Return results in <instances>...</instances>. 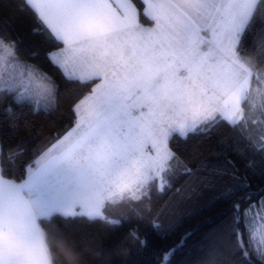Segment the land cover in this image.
I'll list each match as a JSON object with an SVG mask.
<instances>
[{"label":"snow or ice","instance_id":"snow-or-ice-1","mask_svg":"<svg viewBox=\"0 0 264 264\" xmlns=\"http://www.w3.org/2000/svg\"><path fill=\"white\" fill-rule=\"evenodd\" d=\"M22 6L62 44L48 53L50 63L70 81H100L74 106L75 126L22 183L0 177V264H50L36 201L30 198L38 177L64 166L73 187L53 210L108 226L119 221L109 218L107 206L147 198L177 169L195 179L203 165L193 169L179 161L170 141L220 120L246 122L253 78L258 85L264 79L242 54V40L264 0H146L145 14L153 22L148 28L132 0H22ZM14 47L0 41L7 53L0 57V92L13 94L17 104L35 100L48 111L55 100L52 85L32 66L14 60ZM247 186L243 181L239 187ZM259 203L264 210V198ZM233 207L239 223L241 205ZM254 208L244 210L245 219ZM152 227L160 225L153 220ZM130 235L139 240L136 230ZM174 250L164 254L165 264Z\"/></svg>","mask_w":264,"mask_h":264},{"label":"trees","instance_id":"trees-1","mask_svg":"<svg viewBox=\"0 0 264 264\" xmlns=\"http://www.w3.org/2000/svg\"><path fill=\"white\" fill-rule=\"evenodd\" d=\"M132 3L139 18L147 21L144 2ZM0 39L14 44L16 58L46 75L54 87L55 100L48 111L34 101L17 104L13 94L0 92V175L18 182L74 126V106L99 80L70 81L50 63L48 53L62 44L50 38L22 0H0ZM242 44V54L251 60L254 71L264 72V6L255 13ZM262 144L264 130L255 134L244 122L233 125L226 120L187 138L174 136L169 146L179 161L193 169L203 165L195 179L177 169L163 190L153 186L147 198L131 201L130 206L123 202L107 206V215L119 221L112 226L86 217L65 218L58 212L38 222L50 233L59 229L57 236L71 234L90 243L94 254L85 257L87 264H165L164 254L172 249L167 264H264L253 240L250 216H243L249 205L257 206L264 198ZM243 181L247 187H239ZM236 203L241 205L239 223ZM153 220L159 229L152 227ZM132 230L139 240L130 235Z\"/></svg>","mask_w":264,"mask_h":264},{"label":"rangeland","instance_id":"rangeland-1","mask_svg":"<svg viewBox=\"0 0 264 264\" xmlns=\"http://www.w3.org/2000/svg\"><path fill=\"white\" fill-rule=\"evenodd\" d=\"M142 1L145 3V8H146V0H142ZM120 2L123 3L124 0H120ZM113 3L115 4L116 0H113ZM0 41H2V40L0 39ZM5 56H7V53L0 51V57H5ZM13 56L15 57L14 49H13ZM15 61L21 62L25 65L28 64V63H25L19 59L18 60L15 59ZM29 66H32V65H29ZM32 67L34 68V66H32ZM37 72L42 77H44L45 79L46 78L48 79V77L46 75L43 76L41 74V72H39L38 70H37ZM256 74L258 76H260L262 79H264V72L256 73ZM45 79H44V82L47 83ZM49 82H50V80H49ZM99 83H100V81L97 84H99ZM50 84L52 85L51 82H50ZM52 87H53V85H52ZM53 89H54V87H53ZM252 89H253L252 98H251V100L248 104V107L246 109V122H244V123L250 129L253 130V133L256 134L259 132V134H260L264 130V84L258 85L256 83V77L255 76L253 78ZM33 101L35 103H37L35 100H33ZM36 105H39V107H42L38 103ZM76 114L78 115V111L76 112ZM74 126H75V124H74ZM71 129H69L67 132H69ZM43 155L39 156L36 161H38L40 159V157H42ZM32 169H33V167L29 168L27 176L31 174ZM63 169H64V166L54 167V168L48 170L47 172L42 173L38 177L37 190L32 192L31 196H30L31 199L36 201V210L38 213V220H39V218L49 217L52 213L58 212V211L53 210L56 201L58 199H60L66 192H69L72 190L73 185L67 183ZM0 177H2V176L0 175ZM4 179H6V178H4ZM6 180H11V179H6ZM12 181H14V180H12ZM23 181H18V182L14 181V182L22 183ZM168 184H169V179H168ZM168 184H166L165 187ZM157 189L161 190L158 186H157ZM25 195L29 196V193L26 192ZM42 212L45 214L39 215ZM58 213H60V212H58ZM249 216H250V223H251V228H252L251 231H252L255 246L260 251L264 250V220H262L260 218L261 216H264V210H262L260 208V203H259V205L255 206V208L250 212ZM109 218L112 220H118V219H115L112 217H109Z\"/></svg>","mask_w":264,"mask_h":264},{"label":"clouds","instance_id":"clouds-1","mask_svg":"<svg viewBox=\"0 0 264 264\" xmlns=\"http://www.w3.org/2000/svg\"><path fill=\"white\" fill-rule=\"evenodd\" d=\"M41 228L49 248L50 264H87L85 257L94 254L88 242L77 241L71 234L57 236L59 229L53 234L42 226Z\"/></svg>","mask_w":264,"mask_h":264},{"label":"crops","instance_id":"crops-1","mask_svg":"<svg viewBox=\"0 0 264 264\" xmlns=\"http://www.w3.org/2000/svg\"><path fill=\"white\" fill-rule=\"evenodd\" d=\"M144 4H145V3H144ZM144 13H145V10H144ZM145 17L147 18V21H142V20L139 18V19H140V23H141L145 28L151 27V26H152V23H153L151 17L148 16V15H146V14H145ZM0 51L2 52V50H0ZM12 58H13L14 60L17 59L16 56H15V57L13 56ZM17 60H18V59H17ZM20 63H21V62H20ZM26 65L29 66V64H26ZM43 78H44V77H43ZM44 79H45V78H44ZM45 80H46L47 83H49V80H48V79H45ZM98 82H99V81H98ZM98 82H97V83H98ZM36 104H37V103H36ZM47 150H48V149H47ZM47 150H46V151H47ZM46 151H45V152H46ZM45 152H44V153H45ZM44 153H43V154H44ZM43 154H42V155H43Z\"/></svg>","mask_w":264,"mask_h":264}]
</instances>
